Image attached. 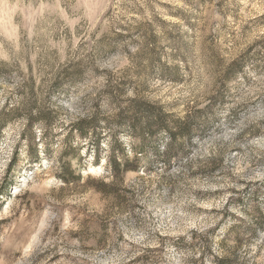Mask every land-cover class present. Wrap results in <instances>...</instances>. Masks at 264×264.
<instances>
[{
  "label": "rangeland",
  "instance_id": "1",
  "mask_svg": "<svg viewBox=\"0 0 264 264\" xmlns=\"http://www.w3.org/2000/svg\"><path fill=\"white\" fill-rule=\"evenodd\" d=\"M0 264H264V0H0Z\"/></svg>",
  "mask_w": 264,
  "mask_h": 264
}]
</instances>
